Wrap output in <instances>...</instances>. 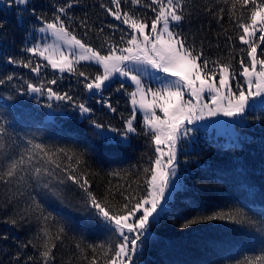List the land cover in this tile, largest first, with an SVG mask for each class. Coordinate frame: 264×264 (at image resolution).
<instances>
[{
  "label": "trees",
  "instance_id": "obj_1",
  "mask_svg": "<svg viewBox=\"0 0 264 264\" xmlns=\"http://www.w3.org/2000/svg\"><path fill=\"white\" fill-rule=\"evenodd\" d=\"M71 2L74 7L68 10L70 19L65 23L73 34L102 53H107L109 45L125 46L121 37L126 40L131 30L106 11L114 9L112 0ZM186 2V12L191 16L177 30L195 40L197 49H202L204 58L209 60V67L213 61L229 64L235 80L244 82L245 78L239 75V61L243 56L248 63L247 46L237 39L242 33L238 24L251 23V2L247 5L242 0ZM256 2L260 4L262 0ZM67 3L69 0H29L24 6L0 5V78L14 77L0 85V128L3 129L0 132V264L25 261L42 264L40 253L49 239L41 231L45 227L51 235L49 243L56 245L52 249L54 264H90L93 258L97 264H103L111 255L109 245L115 237L84 210L86 193L67 180V173L62 170L70 168L83 175L93 194L105 196L117 208L124 202L122 196L143 194L148 175L144 170L151 167L157 155L152 134L141 116L137 122L139 135L133 134L125 144L109 142L95 134L97 130L79 117L74 106L27 90V84L31 83L69 93L77 102L93 109L92 119L117 129H123L124 121L132 115L128 93L134 91V85L129 81L117 78L102 94H91L83 86V77L54 70L45 59L27 51L33 31L41 25L37 17L49 21ZM147 3L148 0H139V4L121 0V12H134L137 18L151 21L154 13L145 6ZM207 9H212V13L208 14ZM259 35L258 31L257 42ZM259 51L260 48L258 56ZM9 58L30 62L33 67L39 64L40 72L9 64ZM75 67L89 76L103 71L101 66L88 62ZM53 79L57 81L54 85L49 83ZM49 103L54 107L60 104L68 113H57L54 119H47ZM106 103H111L116 112L110 111ZM241 127L244 134L239 141L226 143L208 136L197 141L192 149L183 150L181 156L187 167L184 182L168 209L152 226L153 232L136 258L138 264H255L257 257H264V107L249 109L246 124ZM36 144L45 150L35 149ZM61 148L69 155L73 150L84 153L86 165L78 167L76 158L68 160L59 152ZM21 156L24 162L19 168L23 171L8 177L11 163ZM53 160L60 168H56ZM37 167L44 177L50 170L61 177L63 183L55 189L59 195L51 192L47 196L37 195L48 191L35 184ZM31 197L40 202L39 210ZM236 208L242 209L252 222L214 220L181 227L189 218L228 213ZM41 212L51 213L47 224L40 218ZM12 219L17 220L15 225L10 222ZM59 226L65 227V233L58 239ZM26 244L28 247H24ZM76 244L81 248L77 249ZM28 257L33 259L28 261Z\"/></svg>",
  "mask_w": 264,
  "mask_h": 264
},
{
  "label": "snow or ice",
  "instance_id": "obj_2",
  "mask_svg": "<svg viewBox=\"0 0 264 264\" xmlns=\"http://www.w3.org/2000/svg\"><path fill=\"white\" fill-rule=\"evenodd\" d=\"M132 3L139 4V0H131ZM249 2L253 5L250 13L251 23H241L238 27L242 33L237 39L246 47L245 54L248 57V63H245L243 56L240 57L239 75L245 78V84L239 86L237 91L231 87L233 71L229 64H221L219 61H213L209 67V60L204 58L202 49H197L194 39L190 40L184 36L180 29L181 24L190 19L191 14L186 12V0H148L146 7L151 8L154 13L153 19L147 21L146 18H137L134 12H121V0H112L113 8H107L106 11L126 25L129 30L128 38L125 40L123 47L109 45L107 54L101 55L90 46L84 44L80 39L68 31L65 20L68 17V10L74 7L69 0L65 7L56 10V15L49 21L42 17L37 20L42 25L39 28L40 33H51L56 40L68 45L67 54L60 51L57 58L52 55H46L50 52L51 46H44L41 49L39 44H34L27 48V51L34 56H39L48 61V64L54 70L63 73H76L79 77L84 78L83 86L85 90L92 92L102 91L111 83L117 75L131 81L135 90L128 93L130 104L132 106V115L124 121L123 129L109 128L101 122L92 119L93 109L86 106L85 103L77 102L69 93H58L52 87L43 88L34 84H27V90L32 93L47 95L49 100L65 102L78 109L81 117L86 119L93 126L96 135L107 139L109 142L125 144L129 141L130 134L139 135L137 127L134 126L136 112L142 114L145 127L151 132V139L155 144L157 153L152 165L144 171L148 174L145 179V188L141 196H122L123 204L113 208L105 196H97L90 191V185L87 178L77 174L69 169L62 171L67 173V180L78 185L86 193L84 200V210L87 211L91 218L98 221L107 229L115 240L109 248L111 255L107 256L103 264H135L138 255L142 254L151 235L152 226L161 218L165 212L170 197L182 186V176L178 163V153L182 151L177 145L180 141L192 136L194 128L190 127L197 121H203L208 117H228L238 124H246L248 110L251 107L250 99L253 97L264 96V0L257 4L256 0H242L244 5ZM29 0H9L11 4L27 5ZM235 5H233L234 7ZM212 9H207L208 14ZM33 15L35 13L33 12ZM63 17V18H62ZM222 19V17H220ZM260 27L257 29V25ZM147 30V31H146ZM260 32L258 42L256 31ZM258 48L259 57L258 58ZM79 61H94L97 66H102L101 74L89 76L85 71H77L75 65ZM9 64H20L30 68L34 73L40 72V65L34 67L30 62L16 61L9 58ZM259 65V70L257 66ZM219 76L218 85L216 77ZM152 77L157 87L153 89L151 85L147 88L142 81V77ZM13 76L8 75L6 80L0 78V85L11 82ZM56 80L49 83L54 85ZM123 89L124 85L121 84ZM119 90V89H118ZM208 94V99H204V94ZM187 94V99L185 95ZM107 108L116 112V108L111 103H106ZM52 111L49 117L54 118L57 113H63L60 104L55 107L47 104ZM157 110L162 115H157ZM3 129L0 128V132ZM117 133V136L111 135ZM147 134V133H145ZM163 145V147H161ZM35 149L44 151V147L36 144ZM239 147V146H237ZM68 160L74 157L76 165H86L83 159L84 153L74 151L69 155L64 149H59ZM24 157L13 161L7 171L8 177H14L18 171H23L19 165L23 164ZM55 164V161H52ZM60 168L59 164H55ZM37 187L48 189L47 192L37 195L47 196L49 192L52 195H59L56 188L63 180L55 171H48L47 176L41 175V169L35 168ZM32 203L36 209L41 208L39 201L31 197ZM51 213L44 215L40 213V218L47 222ZM229 220L235 223H251L252 221L246 216L242 209L236 208L228 213H217L215 215L196 216L187 219L181 227L187 228L190 225H196L204 221ZM10 222L15 225L17 220L12 219ZM59 224V222H56ZM48 241L44 243V251L40 253L42 264H54L55 255L52 251L56 247L50 244L51 235L48 228H42ZM65 233V227L59 226L57 229V238H61ZM31 243V242H29ZM28 247V245H24ZM77 249L81 248L76 244ZM102 247V246H98ZM92 251H95L93 247ZM264 251V249H262ZM33 257H28L31 261ZM27 264V261L24 262ZM90 264H97L93 258ZM255 264H264V257H257Z\"/></svg>",
  "mask_w": 264,
  "mask_h": 264
},
{
  "label": "rangeland",
  "instance_id": "obj_3",
  "mask_svg": "<svg viewBox=\"0 0 264 264\" xmlns=\"http://www.w3.org/2000/svg\"><path fill=\"white\" fill-rule=\"evenodd\" d=\"M9 3V0H0V5H5ZM24 6V5H23ZM37 26L36 29L33 31V34L31 35V42H30V46H33L34 44H39L41 49H43L44 46H51V50L50 52L46 53V55H52L53 58H57L59 56L60 51H64L67 54V50H68V45L64 44L61 41L56 40L54 37H52L51 33H40L39 32V28L41 27ZM260 27V25H257V29ZM68 31L73 34L69 29ZM147 31V30H146ZM258 30L256 31L257 34ZM75 35V34H73ZM77 37V39H80L84 44L90 46L91 48L95 49L94 47H92L91 45L87 44L82 38L78 37L77 35H75ZM97 50V49H95ZM98 51V50H97ZM107 53H102L101 55H104ZM258 58H260L258 56ZM44 59V58H43ZM47 61V60H46ZM48 62V61H47ZM80 62H88V63H93L95 64L94 61H79ZM102 67V66H101ZM103 69V68H102ZM257 70H259V65L257 66ZM59 71V70H57ZM67 72V71H65ZM64 73V72H63ZM101 74V73H100ZM236 75H233V78L231 79L230 83H231V87L233 91H237L238 85L239 86H243L245 84V79L244 82H241L239 80H235ZM123 79L126 81H129L128 79L124 78V77H120V76H116L115 78L112 79ZM217 80V86L218 85V80H219V76L217 75L216 77ZM111 81V82H112ZM142 81L145 84V87L147 88L149 85H151V87L153 89H155L157 87V84L155 82V80L150 77V76H144L142 77ZM131 83V81H129ZM107 85L110 84L108 82H105ZM104 90V89H103ZM102 91L96 92L95 90H93L92 92L89 93H99L102 94ZM134 90H135V86H134ZM37 95H39L40 97H43L45 95H41L39 93H37ZM187 94L185 95V99H187ZM204 99L207 100L208 99V94L205 93L204 94ZM250 104H251V108H256V107H264V96H259V97H253L250 99ZM88 106V105H86ZM89 107V106H88ZM63 109V113H68L67 110ZM52 111V109H49L47 114H46V118L49 120H52L54 118L49 117V113ZM157 115H162L160 113L159 110H157ZM139 116H141L142 119V114L138 111L136 112V119L134 121V126L137 127V122L139 119ZM79 117H81V115L79 114ZM82 118V117H81ZM143 121V119H142ZM144 123V122H143ZM244 124H238L237 122H235L233 119L228 118V117H223V116H219V117H208L203 121H197L194 125H191L190 127L194 128V132L192 133V136L182 140L178 143L177 147L181 148L182 151L180 153H178V163H179V169L178 171L180 173H184V175L182 176V181L184 182V177L185 174L187 173V167L185 164V159L181 156L183 150H188V149H192L195 146V143L197 141H199L201 138H205V137H215L217 140H222L223 142L226 143H232V142H236L240 140V136L244 134L243 129L241 126H243ZM145 126V125H144ZM109 128H116L114 126H108ZM117 129V128H116ZM111 135L113 136H117V133H111ZM133 134H130V138L129 141L127 143H129L131 141V137ZM163 147V145L161 146ZM183 184V183H182ZM174 194L170 197V200L173 199ZM170 200L168 205L166 206V209H168V207L170 206ZM165 209V210H166ZM153 230L151 228V234H152ZM135 264H138L137 261H135Z\"/></svg>",
  "mask_w": 264,
  "mask_h": 264
}]
</instances>
